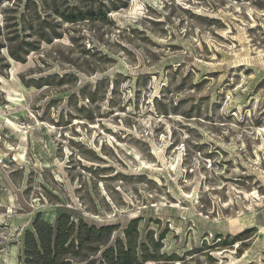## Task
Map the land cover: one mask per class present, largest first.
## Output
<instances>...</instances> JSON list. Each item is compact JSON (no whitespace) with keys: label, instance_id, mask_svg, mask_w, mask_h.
I'll use <instances>...</instances> for the list:
<instances>
[{"label":"rangeland","instance_id":"rangeland-1","mask_svg":"<svg viewBox=\"0 0 264 264\" xmlns=\"http://www.w3.org/2000/svg\"><path fill=\"white\" fill-rule=\"evenodd\" d=\"M122 1L24 61L0 36V264L64 212L140 217V264H264V0Z\"/></svg>","mask_w":264,"mask_h":264},{"label":"trees","instance_id":"trees-1","mask_svg":"<svg viewBox=\"0 0 264 264\" xmlns=\"http://www.w3.org/2000/svg\"><path fill=\"white\" fill-rule=\"evenodd\" d=\"M126 1L123 0L122 3L125 4ZM118 2L120 0H27L23 5L21 0H14L16 8L22 7L19 9L20 15L16 12L14 19L6 17L5 23L0 21V36L10 43L7 46L10 57L24 61L25 55L38 49L37 42L52 43L55 39L63 37L58 25L107 20L110 12L118 8ZM39 4L44 15L39 10ZM15 9L8 8L13 13ZM23 31H29V35H33L35 39H20ZM2 46H5V43L0 44L1 48ZM140 219L136 217L130 220L123 230V237H118L113 244L112 236L116 229L113 225L91 226L83 220L72 218L66 212L52 224L46 222L42 214L38 213L31 229L28 228L24 232V263L140 264L148 261L146 244L139 246ZM239 239L237 235L228 244H234ZM159 244V241H153L154 253L151 258L160 257ZM174 258L168 256L165 260Z\"/></svg>","mask_w":264,"mask_h":264}]
</instances>
